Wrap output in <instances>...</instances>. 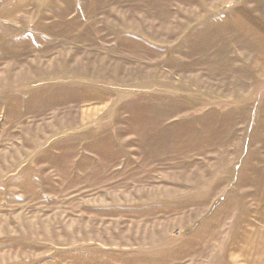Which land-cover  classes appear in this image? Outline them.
<instances>
[{
    "label": "rangeland",
    "instance_id": "rangeland-1",
    "mask_svg": "<svg viewBox=\"0 0 264 264\" xmlns=\"http://www.w3.org/2000/svg\"><path fill=\"white\" fill-rule=\"evenodd\" d=\"M224 2L0 0V264H264V77Z\"/></svg>",
    "mask_w": 264,
    "mask_h": 264
},
{
    "label": "crops",
    "instance_id": "crops-1",
    "mask_svg": "<svg viewBox=\"0 0 264 264\" xmlns=\"http://www.w3.org/2000/svg\"><path fill=\"white\" fill-rule=\"evenodd\" d=\"M222 6L229 22L236 25L238 39L253 49L252 67L264 77V0H226Z\"/></svg>",
    "mask_w": 264,
    "mask_h": 264
}]
</instances>
